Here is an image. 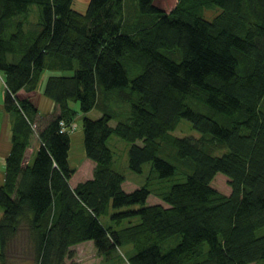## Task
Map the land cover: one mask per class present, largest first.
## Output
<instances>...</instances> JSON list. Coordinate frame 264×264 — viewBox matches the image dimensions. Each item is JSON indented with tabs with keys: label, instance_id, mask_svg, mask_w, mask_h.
<instances>
[{
	"label": "trees",
	"instance_id": "trees-1",
	"mask_svg": "<svg viewBox=\"0 0 264 264\" xmlns=\"http://www.w3.org/2000/svg\"><path fill=\"white\" fill-rule=\"evenodd\" d=\"M131 1L0 0V114L11 122L0 131V264H80L72 246L84 241L107 259L131 245L127 264H264V0H178L169 11ZM46 69L63 73L44 79L55 106L40 115L27 95ZM78 111L93 169L71 184ZM182 119L198 137L173 134ZM112 134L129 143L131 172L185 173L166 205L148 203L146 185L123 188ZM217 173L228 194L212 186Z\"/></svg>",
	"mask_w": 264,
	"mask_h": 264
},
{
	"label": "rangeland",
	"instance_id": "rangeland-1",
	"mask_svg": "<svg viewBox=\"0 0 264 264\" xmlns=\"http://www.w3.org/2000/svg\"><path fill=\"white\" fill-rule=\"evenodd\" d=\"M86 1L87 0H74L73 5L80 9L83 6L84 9ZM176 2L178 3V0H153V3L156 6L166 11L171 10L175 6ZM131 3H134L136 5L135 0L131 1ZM216 12L217 10H215V13ZM213 13H214L213 11L207 12L208 15H212ZM207 18H211V17H207ZM52 73L62 74L63 71H52L50 69L44 70L38 85L34 88V90L31 93L32 101L34 103L40 102V110H49L51 112L54 107L53 101L42 94V89L46 78L48 77L49 74ZM1 76L2 74L0 75V101L3 102L4 94L6 91L4 90V85L2 83L3 78ZM23 94H24L23 90L18 92V95H23ZM45 114H47V112L40 115H45ZM87 114L93 116V115H98L99 113L97 111H92L90 113L88 112ZM81 115L82 114H80V112L78 111L74 119V124L76 126V129L71 138V147L68 155L70 164L75 168V173L72 175L69 181L71 184H74L76 180H84L86 178H89L91 175V171L93 169L92 167H89L90 164H87V161L90 162L91 160H89L88 158H87L88 160H86V157L83 154ZM4 125L7 126V123L4 120L3 116L0 114V131L3 129ZM173 134L178 136H188V137L199 136L198 131L195 130L191 126V124L185 119H182L180 121L176 129L173 131ZM35 135L36 132L34 133V135H32V139L35 138ZM108 146L111 148L113 152L116 167L119 168V170H121V172L125 176V179L122 182L123 188L126 191H131L134 188L146 185L147 188H149L150 190L149 196L147 198L148 203L162 202V204L166 205L162 201L163 191L166 190V188L170 183L175 181H182L184 179L185 173L178 167V166L185 167L182 164L177 166L178 168L175 169L174 174L170 177H160L156 174V172L154 175L153 173H151L148 164L144 166V171L141 174L131 172L130 170H128L126 166L129 143L118 137L116 134H112V136L108 140ZM34 154L32 155L31 159L34 158ZM117 164L119 166H117ZM211 184L221 193L228 194L230 192L229 178L222 173H217V175L213 178ZM135 219H136L135 217L131 218L130 222H135L136 221ZM101 220L105 225H113L112 222L108 221L109 215H106V217L103 216ZM123 224H126V222H124ZM259 232H264V227ZM26 236H27V231L24 229L17 232V234L15 235V242L11 247L12 252L16 250L14 254L19 255L18 253L20 248L24 247V244L22 243L25 241ZM72 249L74 251L75 260L78 261L80 264H127L126 256L128 255V252H132V246L125 245L118 248L119 252L117 256H113L112 258L107 259L97 253L96 248L92 241H84L81 243H77L72 246ZM251 264H258V263L256 262Z\"/></svg>",
	"mask_w": 264,
	"mask_h": 264
},
{
	"label": "crops",
	"instance_id": "crops-1",
	"mask_svg": "<svg viewBox=\"0 0 264 264\" xmlns=\"http://www.w3.org/2000/svg\"><path fill=\"white\" fill-rule=\"evenodd\" d=\"M27 96H29V97L31 98V93H29ZM36 104H37V106H38V109H39V113H40V114H44V113H46V112H47V114H48V113L51 112V111H49V110H40V102H37ZM53 104H54V103H53ZM54 106H55V104H54ZM53 110H54V107H53ZM2 116H3L4 120H5L6 123H7V126L4 125V127H3V128H5V135H6L8 128L11 126V122H10V119H9V115H7V116H6V115H2ZM36 148H38V141H37V140L33 141V142H32V145L27 149V151H26V155H25V162H27L28 160L31 159V157H32V155L34 154ZM2 151H3V152H2L3 154L0 155V182L2 181L1 170H2V168H3V164H4L3 157L5 156V154H4V152H5L4 149H3ZM86 160H88V159H86ZM87 164H90L89 167H93V163H92L91 161H90V162L87 161ZM87 171H88V169H87ZM90 177H91V175H90ZM77 182H78V180H76V181L74 182V184L77 183ZM0 216H1V212H0Z\"/></svg>",
	"mask_w": 264,
	"mask_h": 264
},
{
	"label": "built area",
	"instance_id": "built-area-1",
	"mask_svg": "<svg viewBox=\"0 0 264 264\" xmlns=\"http://www.w3.org/2000/svg\"><path fill=\"white\" fill-rule=\"evenodd\" d=\"M74 126H75L74 122H73V123H70V127H71V128L74 127ZM67 127H68V126H66V125H62V126H61V131L66 130Z\"/></svg>",
	"mask_w": 264,
	"mask_h": 264
}]
</instances>
